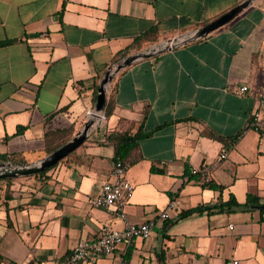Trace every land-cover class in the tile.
<instances>
[{
    "label": "crops",
    "instance_id": "crops-1",
    "mask_svg": "<svg viewBox=\"0 0 264 264\" xmlns=\"http://www.w3.org/2000/svg\"><path fill=\"white\" fill-rule=\"evenodd\" d=\"M242 1L0 0V163L46 156L40 139L48 126L78 131L94 107V78L134 38L154 29L157 45ZM242 87L247 91L237 95ZM111 95L103 135L94 131L76 160H62L45 183L15 179L9 199L7 184L0 185V264H66L79 241L95 239L104 225L121 227L90 201L111 171L106 135H132L141 125L152 134L133 154L141 159L127 164L134 191L123 211L139 224L173 203L169 218L148 240L83 264H264L262 205L178 219L231 195L241 205L247 193L264 203V133L248 127L254 113L264 120V0L203 40L127 68ZM18 127L26 129L15 136ZM205 130L237 138L226 144L203 136ZM192 168L208 169L210 182L224 190L203 188Z\"/></svg>",
    "mask_w": 264,
    "mask_h": 264
},
{
    "label": "built area",
    "instance_id": "built-area-1",
    "mask_svg": "<svg viewBox=\"0 0 264 264\" xmlns=\"http://www.w3.org/2000/svg\"><path fill=\"white\" fill-rule=\"evenodd\" d=\"M247 87H242L237 95H242ZM89 113V112H88ZM264 120L254 113L248 123L249 129L261 132ZM226 157L225 153L220 155L221 159ZM129 167L121 162H113L108 180L103 184L100 194L90 201L92 208L103 209L109 216L118 219L121 227L109 225L102 226L95 239L90 241L81 240L73 248L66 264L94 263L99 257H109L119 248H128L135 239L148 240L157 224L169 218L173 203L159 212L156 217L144 223L133 224L127 221L123 211L132 197L134 187L127 179L126 174ZM192 176H198L204 183L210 182L208 169L192 168ZM125 264L124 260L120 264ZM236 264V262H234Z\"/></svg>",
    "mask_w": 264,
    "mask_h": 264
},
{
    "label": "water",
    "instance_id": "water-1",
    "mask_svg": "<svg viewBox=\"0 0 264 264\" xmlns=\"http://www.w3.org/2000/svg\"><path fill=\"white\" fill-rule=\"evenodd\" d=\"M255 1L256 0H243L225 14L192 30L191 32L159 43L146 50L126 55L114 61L102 74L97 86V95L94 107L87 114L86 120L78 132L64 145L34 162H1L0 179L9 180L30 177L60 163L68 155L83 145L88 137L102 126L105 120V105L108 100L110 86L113 80L121 72L140 61L160 56L178 47L207 38L211 33L241 15L246 9L250 8ZM253 209L259 210L260 207H254Z\"/></svg>",
    "mask_w": 264,
    "mask_h": 264
},
{
    "label": "trees",
    "instance_id": "trees-1",
    "mask_svg": "<svg viewBox=\"0 0 264 264\" xmlns=\"http://www.w3.org/2000/svg\"><path fill=\"white\" fill-rule=\"evenodd\" d=\"M207 21H209V20H207ZM207 21L201 23L200 25L206 23ZM155 33H156L155 30L152 29V30L144 33L143 35L134 38L132 43L128 47H126L125 49L121 50L120 52H118L116 54L115 59L113 61H116L117 59H119L121 57L129 55V53H131V51L139 50V48L141 47L142 44L155 43L156 39H154L152 37ZM0 45H4V43H0ZM99 79H100V76H97L94 78V88H93V102L94 103L96 100L97 86H98ZM113 109H114V102H113L112 95H111V97L107 100L106 105H105V112H104L105 119H109L112 116ZM25 129H26L25 127H18L16 130V133H15V136L22 135L23 132L25 131ZM261 131H262V133H264V126L262 127ZM74 133H75L74 127L72 125L64 127V128H56V129H53L51 126H48L45 129V132H44L42 138L40 139V147H41L40 150H41V152L44 155H47V154L53 152L54 150H56L57 148H59L60 146L64 145L66 142H68L72 138ZM151 134H152V132L145 133L142 129V125L138 128L136 133L132 134V135L129 134L128 132L120 133V132L112 131V132L108 133L106 135V139L109 142V144H111L113 146V150H114L112 163L113 162H121L123 164L133 165L136 162H138L141 159L140 156L134 157L133 154L138 151L139 141L148 137ZM202 135L205 137H208L210 139H213L215 141H220V142L226 143V144H227V142L234 141L237 138V136H235L233 138L228 139L229 140L228 141L227 139L218 136L217 134H215L214 132H212L210 130H205L204 133H202ZM6 141H7V139L3 140V142H6ZM75 154H76V151H74L73 153L68 155L63 161H65V160H71V161L76 160V158H74ZM63 161H61V162H63ZM12 162L23 163L24 161L21 159H15V160H12ZM60 163L50 167L49 169H47L41 173H38V174L30 176V177L35 178L40 183H45L49 179V177L47 176V173L49 171H51L53 168H55L56 166H58ZM14 180L15 179H9V180L0 179V182L4 181L7 184L6 189H5V195H4L5 198H7V199L11 198L10 184L13 183ZM202 187L208 188V189L214 190V191H219V192H222L224 190V186H219L213 182H208V183L203 182ZM260 201H261L260 198H258L257 196H255L251 193H247L245 203L241 205V204H238L236 202V200L234 199V197L231 195L227 202H219V204L213 205V206H198V207H195L192 209H188V210L182 212L179 215L178 219H182V218L194 215V214L201 215L203 213L213 214L216 212H218V213H220V212H232V211H235L238 209L247 210L249 207L261 206V205L264 207V203L261 204ZM260 212L264 213V208Z\"/></svg>",
    "mask_w": 264,
    "mask_h": 264
},
{
    "label": "rangeland",
    "instance_id": "rangeland-1",
    "mask_svg": "<svg viewBox=\"0 0 264 264\" xmlns=\"http://www.w3.org/2000/svg\"><path fill=\"white\" fill-rule=\"evenodd\" d=\"M154 45H156L155 43H152V44H142V46H141V48L142 49H140L141 51H143V50H146L147 48H149V47H151V46H154ZM137 52V51H136ZM135 53V52H134ZM132 54V53H131ZM78 131H75V133H74V135L77 133ZM103 133H104V129L102 128V129H99L98 131H96L95 132V134L97 135V136H99V137H101L102 135H103ZM73 135V136H74ZM72 136V137H73ZM1 158V157H0ZM5 184V182L4 181H1L0 182V185H4Z\"/></svg>",
    "mask_w": 264,
    "mask_h": 264
}]
</instances>
